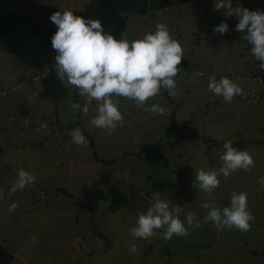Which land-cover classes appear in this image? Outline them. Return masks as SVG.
Here are the masks:
<instances>
[{
  "label": "rangeland",
  "instance_id": "1",
  "mask_svg": "<svg viewBox=\"0 0 264 264\" xmlns=\"http://www.w3.org/2000/svg\"><path fill=\"white\" fill-rule=\"evenodd\" d=\"M152 3L144 16L127 17L92 7L90 0H0L2 10L31 21L0 43V241L15 256L13 264H264V198L254 196L264 186L260 158L253 157L247 170L218 176L211 194L193 186L197 169L222 166L226 140L237 150L264 152V103L250 102L255 68L245 34L213 31L221 22L238 23L235 14L214 9L213 0ZM65 10L98 19L105 32L129 41L167 25L183 53L173 77L176 94L161 88L140 106L113 95L123 126L111 135L93 126L97 102L81 110L86 98L59 79L56 52L44 38L56 31L50 15ZM210 76L230 78L243 96L225 102L208 89ZM73 103L81 108L74 110ZM153 103L163 113L144 110ZM76 128L85 143H73ZM18 169L34 179L11 192ZM233 192L247 193L253 216L247 231L217 229L204 219L203 202L222 208ZM155 193L167 194L182 222L192 212L200 227L169 240L162 238L163 228L147 239L133 238L129 228Z\"/></svg>",
  "mask_w": 264,
  "mask_h": 264
},
{
  "label": "clouds",
  "instance_id": "2",
  "mask_svg": "<svg viewBox=\"0 0 264 264\" xmlns=\"http://www.w3.org/2000/svg\"><path fill=\"white\" fill-rule=\"evenodd\" d=\"M214 9L225 11V16H235L238 23L235 30L243 32L248 42L250 52L259 62V68L264 71V11L232 5V0H213ZM56 26L51 36V47L55 50V71L59 79L74 86L78 94L86 98L81 109L87 112V103L95 100L97 103L96 115L90 123L100 129L107 130L111 135L116 128L123 126V117L118 110L113 95L134 100L137 106L144 104L156 95L161 88L166 89L169 96L176 94V85L173 77L178 72L177 65L182 59L180 43L170 35L167 25L159 23L155 31L148 32L143 37L129 41L123 35L117 39L104 31L98 19H85L73 14V10L56 11L49 17ZM228 24L221 22L213 31L224 34ZM208 89L225 102H231L234 96H243L240 86L230 78L221 76L217 80L209 77ZM71 107L80 109L79 103ZM150 114H161L164 109L153 103L144 108ZM71 139L76 145L85 143V137L79 128L72 130ZM223 162L218 170L205 171L197 169L193 186L205 193L211 194L218 184L221 174L227 178L237 169L247 170L252 164L251 155L246 150H237L232 142L223 143V152L220 155ZM33 176L23 169H18L17 179L10 189L15 192L23 189L33 181ZM264 184V177L259 181ZM13 203L10 207L15 208ZM208 209L205 220L211 221L217 229L236 228L239 231L249 230V222L253 219L247 210V193L233 192L229 205L216 207L208 202L201 205ZM177 207H170L167 194H153L152 202L146 211L138 214L135 226L129 228L133 238L147 239L154 230L163 228L162 238L169 240L173 235H187L191 227H200L192 212L185 214L182 222L177 213ZM130 251H135L131 245Z\"/></svg>",
  "mask_w": 264,
  "mask_h": 264
},
{
  "label": "trees",
  "instance_id": "3",
  "mask_svg": "<svg viewBox=\"0 0 264 264\" xmlns=\"http://www.w3.org/2000/svg\"><path fill=\"white\" fill-rule=\"evenodd\" d=\"M156 1V0H154ZM170 0H167L169 2ZM189 0H182L183 3L188 2ZM147 2V3H146ZM149 2V3H148ZM166 2V1H165ZM239 3L240 7L248 8L250 10H260L264 11V0H232V5L235 6ZM140 4L141 6H145L146 9L143 7L140 9H137V6ZM152 0H129L127 2H120L119 4L112 5V2H105L103 0H93V5H99L101 7L110 9L112 11H117L120 13L125 14V16H131L133 13L136 12L139 16H144L148 13V10L151 11V5ZM171 5V4H170ZM149 7V9H148ZM159 6H156L158 8ZM132 8H136V10H132ZM164 8H168V6H165L163 8H160L158 10H162ZM21 22H28L31 23V21L18 13H12L8 12L6 10H2L0 8V43L19 25ZM54 34V33H53ZM51 36V33L48 38ZM251 46V45H250ZM256 62V72L257 75H259L261 81H262V87H263V93H264V71H262L259 68V62L255 59ZM77 101V99H76ZM79 110V109H78ZM15 258L13 253L0 242V264H13Z\"/></svg>",
  "mask_w": 264,
  "mask_h": 264
},
{
  "label": "crops",
  "instance_id": "4",
  "mask_svg": "<svg viewBox=\"0 0 264 264\" xmlns=\"http://www.w3.org/2000/svg\"><path fill=\"white\" fill-rule=\"evenodd\" d=\"M91 1V6L92 7H94V6H97V7H101V6H99V5H94L93 6V0H90ZM103 1H105V2H112V5H116V4H119L120 2H127V1H129V0H103ZM195 1H199V0H195ZM91 6H89V8H88V10H91ZM102 8H104V7H102ZM106 10H109V11H112V10H110V9H107V8H105ZM112 12H115V13H120V12H117V11H112ZM86 14H87V12H86ZM120 14H123V13H120ZM113 18V17H112ZM125 22H126V20H125ZM128 22V21H127ZM126 22V23H127ZM126 23H124V24H126ZM35 25H40V23H36ZM233 24H231V25H229V27L230 26H232ZM235 25V24H234ZM43 27H45L46 29H48L49 27H46V26H44L43 25ZM34 28H35V26H34ZM34 28H33V30H34ZM36 29V28H35ZM49 31V30H48ZM46 32V31H45ZM53 33L55 32V30H53L52 31ZM153 32V31H152ZM48 33H51V31H49ZM241 33V32H240ZM243 33V32H242ZM45 34H47V33H45ZM44 38H47V36L46 37H44ZM46 42H47V44L48 45H50L51 44V41H50V39L48 38V40H46ZM249 47H251L250 45H249ZM254 70H253V72H252V74L250 75L251 76V78L253 79L252 81H250V80H248V82H250V84H251V87H252V90H254V91H256V93L253 95V97L251 98V100H250V102H251V104H260V103H264V93H263V87H262V81H261V79H260V77H259V75H257V72H256V62H255V58H254ZM254 81H256L257 83H258V85H259V87H257V88H255V85L253 84L254 83ZM255 88V89H254ZM75 91H77V89L75 88ZM261 143H262V145L264 146V140H262L261 141ZM254 143H251L250 145L252 146ZM263 149V151H264V147L262 148ZM249 154L251 155V157L253 158V157H257V158H260V161H259V163H260V167H259V169L261 170V172L263 173V175H264V152L262 153H260V154H257L256 153V151L255 150H251L250 152H249ZM264 185V184H263ZM263 189H262V191H261V193H255V199H260L259 198V195L261 196V197H263L264 198V186L262 187ZM252 198V197H251ZM1 242V241H0ZM2 243V242H1ZM3 244V243H2ZM4 245V244H3ZM7 247V246H6ZM8 248V247H7ZM9 249V248H8ZM10 250V249H9ZM11 251V250H10ZM12 252V251H11ZM254 253V255H258L259 253H257V252H253ZM264 253V252H263ZM264 255V254H263ZM262 255V256H263ZM14 258H15V256H14Z\"/></svg>",
  "mask_w": 264,
  "mask_h": 264
},
{
  "label": "built area",
  "instance_id": "5",
  "mask_svg": "<svg viewBox=\"0 0 264 264\" xmlns=\"http://www.w3.org/2000/svg\"><path fill=\"white\" fill-rule=\"evenodd\" d=\"M238 33H239V31H236L235 30V25H233V26L228 27V30H227V32L225 34L227 36H232V35H235V34H238Z\"/></svg>",
  "mask_w": 264,
  "mask_h": 264
}]
</instances>
